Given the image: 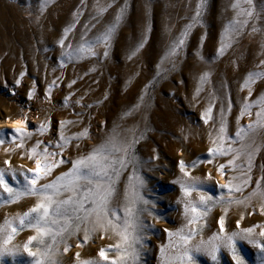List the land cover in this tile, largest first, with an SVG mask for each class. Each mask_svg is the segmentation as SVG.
<instances>
[{
  "label": "rangeland",
  "instance_id": "obj_1",
  "mask_svg": "<svg viewBox=\"0 0 264 264\" xmlns=\"http://www.w3.org/2000/svg\"><path fill=\"white\" fill-rule=\"evenodd\" d=\"M199 2L200 0H127L126 14L108 41V55H103V44H96L94 50L99 58L81 54V58L69 61L66 56L62 58V51L68 49L62 50L57 43L63 29L75 24L68 36L73 49L81 43L95 41L102 37L117 8L125 0H83V4L81 0H46L42 13L41 7L45 0H0V84L5 85L7 82V86L15 85V80L19 78L21 84L11 93L14 91L16 95L19 92V98L25 100L28 107L39 104L33 109L37 126L28 131L31 136L23 139V148L15 147L22 143L20 139L0 145V168H11L18 175L21 170L34 167V163L27 158L26 149L31 148L37 140L51 141L54 145L61 134L58 124L61 120L78 121L75 125L66 126L63 132L65 136L77 134L87 127L91 137L72 141L64 151L66 161L86 154L113 128L124 131L134 127L137 136L143 132L144 138L134 147V155L138 159L136 174L144 181L141 195L154 202L156 207L152 216L147 213L142 216L151 227L145 233L143 247L137 246V264H163L160 248L169 244V236L164 229L174 232L185 226L184 232H187L188 227H191L186 226L184 205L178 202L182 199L180 185L174 183L178 179H187L180 172L178 162L184 160L189 163L210 158L208 148L213 147L210 134L216 135L221 108L226 113L225 136L235 139L236 118L244 102L243 97L247 94V89L241 90L240 86L249 72L264 73V68L259 67L260 61L264 60V0H252L253 15L247 18V24L238 32L235 30L239 27L238 24L234 28L226 26L234 20L244 19L238 15L239 10L232 7L233 3H239L241 8H247L244 0H204V7L193 24L196 4ZM107 3H111L112 7L102 14L98 13L97 5ZM74 12L80 14L73 16ZM37 16L40 17L39 22ZM189 24L193 26L187 30L185 44L178 54L172 60L162 61L161 57L165 56L172 42ZM142 34L146 37L143 49L132 59H128L130 50L140 42ZM222 44L229 47L223 55H217ZM61 63L65 65L63 68L60 67ZM157 65H160L159 75ZM21 71L25 72L23 77L19 76ZM205 72L208 77L201 81L200 77ZM57 77H60L57 80L59 86L52 88L51 99L40 100L49 83ZM254 79L256 82L251 85L250 101L264 95V78ZM72 80H76V83L68 87ZM198 86L202 89L199 94ZM29 89L33 91L31 100L28 99ZM142 92L144 100L140 102L138 98ZM65 96L69 97L68 106L65 105ZM7 97L0 94L2 118L18 114L22 108L19 101L15 102ZM77 100L80 104H76ZM97 101L100 103H96ZM229 101L232 105L231 111L227 108ZM138 103L140 107L132 111L131 115H123ZM88 104L92 107H86ZM209 106L213 108L214 120H209L205 125L200 117ZM255 110L253 108V113ZM249 121V117L243 116L239 123L247 125ZM41 124L48 125L43 133L38 130ZM4 129L11 130L0 126V130ZM76 143L80 144L79 148L74 146ZM262 143L264 134L258 132L256 144ZM232 146L239 147L236 143ZM6 148L9 150L7 153ZM49 151L58 150L50 145ZM153 156L156 159H151ZM230 158H212L211 165L198 163L196 168L190 170L189 176L204 181L203 190L208 195L221 196L224 190L217 185L227 183L229 177H239L243 167V158L238 159L235 161L236 167L226 165L225 174L221 176L215 168L221 163L226 164ZM5 159L10 161L7 166L3 164ZM70 166V163L61 165L54 170L52 176L38 181V186L40 183L49 182L60 172L67 171ZM131 171L129 166L121 172L116 185L120 196L113 201L114 207L125 205L124 187ZM206 172L211 173V180L204 176ZM262 174L264 147L254 153L251 171L253 180ZM254 187L255 184L251 183L243 194H235L236 198L242 199ZM67 195L62 193L56 199H65ZM195 198L196 193H193L192 199ZM37 202V197H23L8 204L0 202V225L4 224L5 219L13 220L22 215ZM259 205V197H253L247 207L235 204L212 207L201 221L203 229L197 225L196 235L189 241V245L197 244L202 238L207 240L212 233L218 232L217 221L223 214L224 207L229 208L225 216L226 234L264 224ZM249 212L252 215H248ZM242 213L244 218L240 219ZM120 215L123 216V213ZM157 215L159 219L156 218ZM237 220H240V230L236 229ZM258 231L259 229L256 230L257 233ZM29 235L35 233L27 227L18 231L6 245L16 254L0 257V264H30L32 257L23 251V244ZM78 235L82 238L83 231ZM56 240L52 259L60 264H76L74 253H80V260L99 261V249L117 243L118 237L110 231L105 232L103 238L98 231L93 232L89 242L79 248L75 246V235H64ZM62 240L72 245L68 253L63 251ZM48 242L52 243L51 240ZM236 243L245 264H259L258 249L247 241L238 240ZM30 247L36 251L35 242ZM166 254L175 255V250L170 247ZM107 255L111 258L117 253L108 251ZM217 255L220 264H233L226 248L222 247ZM194 259L196 264H212L210 257L203 253L194 254Z\"/></svg>",
  "mask_w": 264,
  "mask_h": 264
},
{
  "label": "snow or ice",
  "instance_id": "obj_2",
  "mask_svg": "<svg viewBox=\"0 0 264 264\" xmlns=\"http://www.w3.org/2000/svg\"><path fill=\"white\" fill-rule=\"evenodd\" d=\"M252 0H244V3L248 5L247 8H241L239 3H233L234 10H239L238 15L244 17L241 20H234L226 28H234L238 32L245 24H247V18L253 15L251 8ZM83 4V0H81ZM126 3L121 4L112 19V21L106 26L102 37H98L95 41H89L81 43L78 47L73 49L71 42L68 40L69 33L75 28V24H71L63 29V32L58 39V45L63 50L62 58L67 57L69 61L73 59L81 58V54H85L88 57L99 58V54L94 50V45L103 44L105 50L103 55L107 56V45L111 35L120 26L125 14ZM45 4L41 7V13ZM112 7L111 3L106 5H97L98 13L102 14ZM204 7V0H200L196 4V15L193 17V24L200 15L201 8ZM80 13L74 12L73 16H77ZM40 17L37 16V22ZM189 24L181 31L180 36L172 42L168 48L165 56L161 57V60H172L178 51L185 44L184 37L188 34L187 30L193 26ZM253 31H256L253 28ZM83 39V37H81ZM146 37L142 34L140 42L137 43L135 48L129 52L128 59H132L137 55L144 47V41ZM229 45H221L217 50V55H223L226 48ZM64 63L60 64L63 68ZM173 67L175 64L173 62ZM259 67L264 68V60H261ZM94 69H90L92 71ZM160 74V65H157V75ZM25 75L24 71L19 73L20 77ZM87 75V73L85 74ZM208 73H203L200 77L201 81L206 80ZM254 78H264V73L261 72H249L241 84V90L247 89V94L243 97V104L240 107L239 115L237 116V129L234 134L235 139L226 137V113L223 108L219 115V127L216 129V135L210 134V139L213 147L208 148L209 159L205 161L193 160L186 163L184 160L178 162V167L184 180L178 179L174 183H179L180 191L182 193V199L178 202L184 205V215L187 219L188 231L184 232V227L176 231H168L169 244L161 246L160 252L163 258V264H196L194 254L203 253L210 257L212 264H220L217 253L221 248H226L231 256L233 264H245L244 258L237 250V241H247L254 248L259 250V264H264V224L253 225L251 227L243 228L240 230V220L236 221V229L240 231H232L230 234H226L225 229V216L227 215L229 208H223V214L219 217L217 223L219 225L218 232L212 233L207 240L203 238L195 245H189V241L193 239L197 232V225L200 229H203L201 221L208 215L212 207L216 205H242L247 207L253 197H259L260 215L264 216V174L261 177L253 180L251 175L252 163L254 153L258 152L261 147H264V143L256 144L257 133L264 134V95L257 97L255 100L250 101L249 97L252 96L251 85L256 82ZM60 77L52 80L48 88L43 94L45 100L51 99V90L53 87H58L57 80ZM76 83V80L69 82L68 87H71ZM151 83V82H150ZM21 80L17 78L15 85L19 86ZM7 87V82H5ZM147 88V85H145ZM202 89L197 87V94ZM14 94V91L11 93ZM33 98V91L29 89L28 99ZM82 99V98H81ZM69 97L65 96V105L68 106ZM140 102H143V92L138 98ZM96 103H100L97 101ZM76 104H80L77 100ZM86 107L91 108L92 105L88 104ZM140 104L133 106V109L124 113V116L131 115L132 111L138 109ZM231 102L229 101L227 108L231 111ZM253 108L255 112L253 113ZM213 108L209 106L201 113V120L205 125L209 123V120H214L212 115ZM79 116V113H75ZM243 116L250 118L247 125H240V119ZM8 117H5L7 119ZM50 123V121H49ZM78 121H58L60 126V136L56 143L52 145L51 141L44 142L37 140L35 144L26 149L28 160L34 163V167L28 168L26 171L21 170L17 175L16 171L11 168H0V202L5 204L14 203L19 201L23 197H37L38 202L23 212L22 215L15 217L13 220L5 219L4 224L0 225V257L4 255H15L16 252L6 245L14 238L18 231L24 228L31 229L35 235H29L27 241L23 244V251L27 253L29 257H32L30 264H60L59 261L52 259L53 244L57 242V237L76 236V247H82L89 242L93 232H99L101 238H103L105 232H112L118 237V241L115 244L108 245L107 248H100L97 255L99 261L95 259L80 260V253H74L76 264H137L139 253L137 246L143 247L146 231L151 227L143 218V214L147 213L148 216L153 215V209L156 205L154 202L145 199L141 195V190L144 186L143 179L136 174V168L138 167V159L134 155V147L144 138V133L141 132L139 136L136 135L135 128H129L124 131H117L116 128L110 130L100 141V143L92 146V148L86 153L71 161L64 159V151L70 146L72 141H80L83 139H90L88 128H83L77 134L71 136H65L63 134L64 129L68 124L75 125ZM103 123V122H102ZM27 116L22 119L15 120L13 122V128L11 130H0V145L5 143H14L15 140L20 139L22 143L16 144V148H23V139L30 138L31 134L26 130ZM48 125L41 124L39 131L44 132ZM231 141V142H227ZM227 142V143H226ZM236 143L239 147L234 148L232 145ZM55 147L58 151H49V146ZM76 148L80 147L79 143L74 145ZM9 150L6 148L5 152ZM155 152V149H153ZM24 153H21L23 156ZM230 156L226 164L221 163L215 171L223 176L226 165L229 167H236L235 161L243 158V167L239 177H229L228 182L217 185V187L223 189L221 196H211L203 190L204 181L199 178H193L189 176L191 169L196 168L198 163H206L211 165L215 157ZM151 159H156L155 156ZM10 161L5 159L3 164L9 165ZM70 163V167L67 171L60 172L47 183H40L46 178L52 176L54 170L60 168L61 165ZM131 166L132 171L127 175V181L124 187V206H113V201H116L120 193L116 187L119 183L122 170H126ZM204 176L207 180H211V173L206 172ZM10 177V179H9ZM20 177L23 179L21 180ZM251 183L255 184V187L248 192L242 199L236 198L235 194H243L245 189L249 187ZM13 184L15 186H13ZM62 193H67V198L56 199ZM196 193V198L192 199V194ZM4 194H7L6 196ZM225 196L227 199H225ZM151 205V207H149ZM123 213V216L120 213ZM248 215H252L249 212ZM159 219V216H156ZM244 218L242 213L240 219ZM61 221H63L61 223ZM18 222V226H17ZM259 229L258 233L256 230ZM83 231V237L81 238L78 233ZM257 236L259 239H257ZM47 238V239H46ZM51 240L52 243L48 241ZM35 242L36 251H33L30 245ZM64 253H68L71 244L63 241ZM175 250V255L166 254L168 248ZM108 251H115L117 255L115 257H109Z\"/></svg>",
  "mask_w": 264,
  "mask_h": 264
},
{
  "label": "bare ground",
  "instance_id": "obj_3",
  "mask_svg": "<svg viewBox=\"0 0 264 264\" xmlns=\"http://www.w3.org/2000/svg\"><path fill=\"white\" fill-rule=\"evenodd\" d=\"M1 71V70H0ZM0 76H1V72H0ZM14 85H11L9 84L7 87H5L4 85H1L0 84V94L5 97V96H8L7 98L10 99V100H14L15 102H20V105L22 108H21V111L10 117V118H2L0 117V126H6L10 129L13 128V122L15 120H18V119H22L24 116H27V125H26V130L27 131H32V127H35L37 126V121L36 119L34 118L33 116V109L37 108L39 106V104H34L32 107H28L26 104H25V100H21L19 98V92H16L17 94H11V91L14 89ZM44 98L40 99V100H43ZM40 109V108H38ZM33 119V121H31V119Z\"/></svg>",
  "mask_w": 264,
  "mask_h": 264
}]
</instances>
